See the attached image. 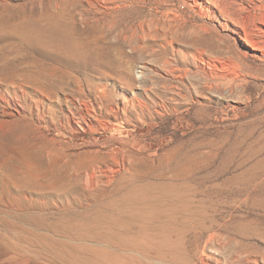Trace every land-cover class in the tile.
Segmentation results:
<instances>
[{
	"label": "rangeland",
	"instance_id": "374dc122",
	"mask_svg": "<svg viewBox=\"0 0 264 264\" xmlns=\"http://www.w3.org/2000/svg\"><path fill=\"white\" fill-rule=\"evenodd\" d=\"M150 174L197 195L149 262L264 264V0H0V205Z\"/></svg>",
	"mask_w": 264,
	"mask_h": 264
},
{
	"label": "bare ground",
	"instance_id": "6f19581e",
	"mask_svg": "<svg viewBox=\"0 0 264 264\" xmlns=\"http://www.w3.org/2000/svg\"><path fill=\"white\" fill-rule=\"evenodd\" d=\"M19 170L16 165L4 168L10 178ZM186 182L162 174L121 180L109 195L97 200L91 195L92 208L84 207L83 198L66 196L62 207L50 212L43 206L19 212L0 205V248L41 264H156L147 260L152 250L171 248L174 229L196 212L197 192L184 188Z\"/></svg>",
	"mask_w": 264,
	"mask_h": 264
}]
</instances>
